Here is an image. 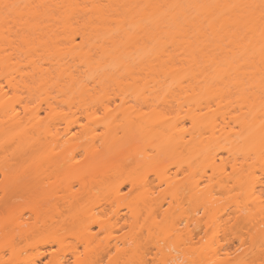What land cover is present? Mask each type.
<instances>
[{
  "label": "bare ground",
  "instance_id": "obj_1",
  "mask_svg": "<svg viewBox=\"0 0 264 264\" xmlns=\"http://www.w3.org/2000/svg\"><path fill=\"white\" fill-rule=\"evenodd\" d=\"M116 99L121 103L111 109ZM93 103L103 106V119L93 114ZM173 104L186 107H177V113L183 112L189 130L176 123V113L168 115ZM44 105L46 119L66 124L56 132L61 136L52 134L55 147L48 157L41 154L51 142L40 114ZM80 111L87 123L76 134ZM0 138L20 161L2 173L10 191L19 190L26 169L17 172L26 160L37 167L52 163L78 176L105 175L100 164L139 138L157 149L150 160L172 197L188 192L214 209L217 186L225 194L244 195H234L242 202L235 201L237 211L255 207L264 214L257 191V172L264 175V0H0ZM76 148L84 151L85 165L77 161ZM179 152L190 177L177 183L159 165L161 156ZM194 172L196 177L202 172L201 178ZM203 177L210 182L206 188ZM129 181L131 187L140 183ZM114 192L120 197L119 186ZM78 197L70 192L63 198L73 208ZM129 208L125 220L139 233L101 243L90 231L104 228L106 221L90 215L74 235L79 244L69 247L71 256L53 255L52 264H99L106 257L107 264L129 263L128 253L149 243H141L144 228L149 233L162 227L169 242H185L181 233L171 236L174 225L156 220L161 204ZM246 218L264 246V219L250 213ZM16 224L21 235L31 228L24 220ZM47 240L58 247L66 242L63 236ZM159 240L164 238L150 241ZM186 242L188 248L176 254L157 257L155 252L151 264H187L196 243ZM148 263L143 257L136 264Z\"/></svg>",
  "mask_w": 264,
  "mask_h": 264
},
{
  "label": "rangeland",
  "instance_id": "obj_2",
  "mask_svg": "<svg viewBox=\"0 0 264 264\" xmlns=\"http://www.w3.org/2000/svg\"><path fill=\"white\" fill-rule=\"evenodd\" d=\"M120 103L119 99H116L115 102L110 101L109 107L114 109ZM44 107L45 105L40 113L41 118L46 116ZM91 107L95 111L93 114L99 119L105 117L101 104L93 103ZM177 107L186 109L184 106L173 104L172 113L168 112V115L174 117L176 113L179 118L176 123H183L184 128L189 130L191 126L189 121L183 118V112L177 113ZM17 109L21 110V107L17 105ZM165 109L167 111L168 107ZM84 113L83 111L76 113L79 123L75 124L73 133L79 134L81 125L87 123ZM45 125V136L48 143L51 142L47 144L48 146L43 149L41 154L43 157H48L50 149L55 147L53 144L55 137L52 134L57 137L61 136L62 134L58 135L59 131L61 132L66 124L63 122L57 124L46 119ZM56 132H58L57 135ZM96 134L100 136L101 130L97 129ZM12 151L13 146L8 142L4 143L0 138V264H52L50 259L53 255L70 257L69 247L79 244L74 235H78L83 229L82 225L86 221L85 219L91 220L88 218L90 215L98 216L106 221L104 228L93 226L90 231L92 235L97 236L95 238L101 243L109 240L112 244L113 238H127L131 234H137L139 233L137 227L130 225V220H125L127 213H130L129 207L141 208L153 202L161 204L160 210L155 214L156 220L166 226L174 225L175 229L170 231L171 236L181 233L185 242H169L165 238V234L162 233V227L154 228L149 233L144 228L139 237L143 245L149 243L133 253H128V258L131 261L129 263L126 261L124 264H136L143 257L149 261L148 264H151V259L157 251V257H163L188 248L185 243L189 238L196 243V250L195 253L188 254L189 262L187 264H219L221 260H225L226 264H264V246L259 238L255 237L256 230L250 227L249 220L246 218L250 213L251 218L255 215L254 218L261 216L264 219V214L255 207L237 211V206L234 205L237 201L236 198L244 197V195L239 196L236 192L237 197H234L235 194L232 192L235 190L229 192L233 195L225 194L217 186L213 192L215 202L212 205L214 209L220 210L217 212L208 208L211 204L207 203L206 206H203L188 192L179 197L176 195L178 198L172 197L165 181L157 175V165L150 160L155 159L158 153L147 139H133L124 147L117 148L111 155V160L100 164L102 172L107 171V173L101 175L99 172L94 177H89L87 174L78 176V172L75 174L74 170L57 169V166H52V163L37 167V163L32 164L26 160L21 163L22 168L17 172L19 175L22 170L26 169L25 174L20 176L19 190L15 191L9 190L2 175L4 172H11V164L12 168H15L20 162L12 158ZM74 154H76L77 161L83 162L81 165H85V154L82 148H76ZM178 154L179 156L176 157L161 156L159 165L177 183L184 182L185 178L190 177L188 176L189 169L184 163V153L179 152ZM27 156L28 154L25 155L26 159ZM53 160L58 159L53 158ZM227 171H230L229 167H227ZM195 172L193 174L196 177L197 172ZM206 172L207 174L211 173L208 167ZM197 175L195 179L201 178L199 174ZM130 178H136L140 182L139 185L131 187ZM257 178L260 179L259 182L261 181L259 187V183L257 184V191L259 194L262 193V199H264V175L257 172ZM206 179H204L205 181L201 180L202 183H205L203 186L200 184V187L206 188L205 185L210 184ZM116 186L120 188V197L115 195ZM70 192L77 193L80 197L73 208L68 207V199L63 198ZM243 200L246 199L243 198ZM250 206L252 205L250 204ZM169 208L173 209L172 213L163 217L161 212ZM251 211H254V214ZM143 218H145L144 215L140 217V221ZM19 220H24L27 223L25 226H31L24 235H21L18 230L16 222ZM256 221L261 222L262 220ZM147 223L149 222L146 220L143 224L147 225ZM49 236H63L66 238V242L63 247H58L47 240ZM161 237L164 240L157 241L155 245L150 241L151 239L158 240ZM79 249H81L80 246ZM191 260L193 261L191 262ZM107 261L106 257L99 264H107Z\"/></svg>",
  "mask_w": 264,
  "mask_h": 264
}]
</instances>
